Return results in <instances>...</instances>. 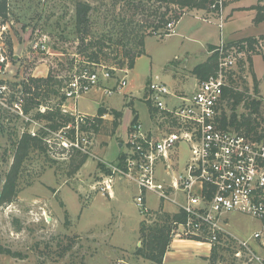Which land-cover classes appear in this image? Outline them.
I'll return each mask as SVG.
<instances>
[{
	"label": "rangeland",
	"instance_id": "1",
	"mask_svg": "<svg viewBox=\"0 0 264 264\" xmlns=\"http://www.w3.org/2000/svg\"><path fill=\"white\" fill-rule=\"evenodd\" d=\"M78 2L92 5L89 33L97 38L106 37L111 44L117 45L122 52L120 60L128 63L124 56L125 49L135 52L140 50L138 43L142 36H146L149 55L138 62L137 69L132 73L121 72L129 70L127 68L111 71L114 81L101 83L104 89L105 86H112L115 80L126 76L129 85L133 86L132 93L135 98L128 95L124 97L122 92L107 95L108 102L113 107L126 109L125 116L122 113L117 129H114L113 119L112 122L106 121L99 133H85L83 137L88 143L84 145L92 155L78 173L69 175L71 158L67 153L63 154L62 150L66 149L63 141L66 140L67 131L61 129L51 132L46 129L47 122L35 118L46 107L55 108L60 104L63 95L61 85L64 86V83L55 85L58 94H51L43 86L37 99L42 105L28 114L24 113L21 102L25 97L31 96V93L25 95L22 87L30 77L45 78L49 72L54 76H65L73 68L78 46ZM138 3L139 0L135 4L132 0L9 1V15L5 22L10 27L7 43L8 46L12 45V51H9L11 66L0 80L7 87L0 96V193L14 162L18 141L24 132L38 134L41 130H47L50 150L47 153L31 151L21 168L16 200L0 205V250H10L16 254L12 256L0 252V264H153L138 256L137 251L143 245L140 231L142 222L146 221L147 226H153L161 216V205L157 196L147 195L148 206L153 209L147 217L142 216L134 204L138 190L133 183L123 178L118 180L119 196H102L99 183L105 178V173L99 164L109 168L102 162L104 157L111 162L117 155L118 158L125 155L119 153L118 147L126 144V130L132 124L134 112L139 114L138 118L146 130H153L158 134L148 103L144 99V90L150 81L156 82L159 78L168 80L174 74L178 81L185 84V88H172L168 80L169 87L176 93H191L198 81L195 83L188 71L206 59V43L221 44L222 30L225 43L233 39L259 37L264 35V22L257 25L255 12L240 10L251 7L256 0H237L224 9L223 17L208 18L205 21L206 17L202 14L189 11L183 16L175 34L150 36L151 29L147 22L156 18L157 13H164L167 7L144 2L145 8L136 11L132 6ZM169 10L172 11L170 14L180 13L176 7H169ZM220 24H223V28ZM36 33L48 39V52L45 54H35L31 50V42ZM106 41L108 43L109 40ZM261 50V55L249 53L254 56L253 60L256 57L253 69L257 73L259 94L255 93V83L248 71V65L242 70V60H239L236 68L233 85L237 91L246 94V101L256 100L262 103V120L264 47ZM246 56L247 54L245 59ZM92 95L93 91L79 100L80 108L91 114L98 108ZM65 103L67 102L63 105ZM243 106L241 104L236 109L237 114L246 112ZM101 107L112 110L104 103L100 104L99 108ZM224 111L230 115L231 104L226 103ZM102 150L106 152L101 154ZM189 155L186 147H182L179 154L175 152L171 158L174 167L172 170L180 171ZM117 164L118 160L111 166ZM172 170L161 168V178L171 180ZM163 207L164 212L170 214H175L177 210L173 205H169L170 209L166 210ZM261 227V222L250 215L232 213L228 216V230L241 239L250 238ZM175 239L177 238L173 234V241ZM219 254L225 255L227 252L222 250ZM181 255L182 258L167 260L165 264H205L195 257L192 250L181 251Z\"/></svg>",
	"mask_w": 264,
	"mask_h": 264
},
{
	"label": "built area",
	"instance_id": "2",
	"mask_svg": "<svg viewBox=\"0 0 264 264\" xmlns=\"http://www.w3.org/2000/svg\"><path fill=\"white\" fill-rule=\"evenodd\" d=\"M176 26L174 20L167 24L169 35L176 33ZM9 29V24L0 20V80L11 66ZM225 45L211 52L218 56L216 75L198 81L191 93H176L169 85L158 81L147 84L144 99L154 110L150 116L158 134L146 130L139 120L131 124L126 143L128 151L117 166L103 162L112 175L105 176L99 183V191L104 197L111 196L115 179L123 178L137 188L134 204L142 216L151 215L148 194L157 196L160 204H170L177 212L182 211L186 220L177 225L174 236L215 248L214 264H264V141L222 126L225 90L232 87L231 78L239 60H245L249 46ZM31 50L35 54L47 53V37L36 33ZM111 71L117 69L86 62L76 53L73 68L67 75H51L64 83L62 94L66 102L76 104L82 96L102 88L101 83L114 81ZM128 83L126 76L115 80L112 86L103 87L104 93L112 96L122 92ZM6 90V85L0 84V96ZM62 109L72 114L77 123H86L88 115L77 108L69 112L63 105ZM84 135L77 126L75 141L66 139L63 146L88 152ZM182 147L187 148L189 159L180 171L174 172L171 158L175 152L179 154ZM161 168L172 170L171 180L161 178ZM232 213L258 219L261 229L248 239L237 237L227 228L228 216ZM222 250L227 254L220 255Z\"/></svg>",
	"mask_w": 264,
	"mask_h": 264
},
{
	"label": "trees",
	"instance_id": "3",
	"mask_svg": "<svg viewBox=\"0 0 264 264\" xmlns=\"http://www.w3.org/2000/svg\"><path fill=\"white\" fill-rule=\"evenodd\" d=\"M9 1L0 0V20L5 21L9 15ZM133 3H137L138 0H132ZM237 0H139L137 5H133V9L139 11L145 8L144 2L147 4H156L163 7H167L164 13L156 14V18L147 22L148 28L151 29L150 36L158 35L164 37L169 35L167 31V24L171 21L178 23L186 12L189 11H200L205 14L208 18H220L222 17L223 11L228 5ZM169 7H176L180 10V13L169 10ZM240 10H252L255 11V23L258 25L264 22V0H256L255 5L250 8H243ZM93 11L92 5L85 2H78L76 4V28L78 36L77 54L83 57L86 62L105 66L106 68H115L117 70H124L125 68L131 70L134 68L136 60L145 55V39L146 36H142L139 40L138 45L140 50L135 52L134 50L125 49L124 56L128 60H120L119 47L110 43V39L93 37L88 30L90 24V14ZM151 15V14H150ZM106 40H109L108 43ZM261 43V45H260ZM242 44H248L249 50L245 60L241 62L242 70H245L248 65V71L253 76L255 83V93L259 94L258 80L254 72V60L253 55H261V49L264 47V35L259 37H249L241 39L235 42L226 44V47L241 46ZM217 46H209V51L213 52ZM9 51H12V45L9 44ZM249 52H252L250 55ZM257 52V53H256ZM12 53V52H11ZM115 54V55H114ZM114 55V56H113ZM218 56L217 54H211V56L202 64L197 65L192 73L195 75L198 81H205L211 76L217 73ZM4 82L0 81V84ZM62 84L61 80L54 78L51 74L45 78L30 77L26 82L23 83V93L25 95L31 93V96L21 102L23 104V111L25 114L32 112L34 109L40 108L42 103L37 100L40 96L41 89L43 86L49 89L51 94H58L54 88L56 84ZM233 78H231V84ZM64 87L63 85H61ZM246 94L236 90L234 85L226 88L225 100L227 104H231L232 113L228 115L223 110V127L230 128L239 132L252 136L257 141H264V119L261 117L262 103L260 101L252 100L246 101ZM66 98L62 95L60 104L54 107H46L44 112H38L35 116L36 119L44 120L47 122V130L51 132H57L61 129L66 130L65 139L75 141L76 127L79 126V131L82 133L97 134L102 130L103 125L106 123L104 116L111 114L114 117L113 126L114 129L119 127V120L122 118V112L117 110H107L105 108H99L96 116H86V123H77L75 117L70 113L63 112V103ZM244 104L245 113L237 114L236 109ZM150 115L152 116L154 110L151 105L148 104ZM139 120L138 115L134 112V119L132 124ZM70 127V129H68ZM41 130L38 134L33 135L30 132H24L17 144L16 152L14 156V162L6 176L5 183L0 193V205H7L13 203L18 196V180L20 177L21 168L25 163V160L33 150H38L44 153L50 150V141L48 140V131ZM63 154L67 153L70 155V171L69 175L78 173L81 168L87 163L91 151L83 152L76 147H70L62 149ZM124 159V155L118 158L119 162ZM99 167L103 170L106 176H111L112 171L106 168L103 164H99ZM161 210L156 222L153 226H147L146 221L141 224V240L142 247L138 248L137 255L151 261L153 264H163L165 256L169 251V247L173 241V232L177 228V225L183 224L186 220V216L182 211L175 214L164 212V204L161 203ZM176 225H175V224ZM8 255L16 256L10 250H0ZM217 258L215 248L212 249L210 264H214Z\"/></svg>",
	"mask_w": 264,
	"mask_h": 264
},
{
	"label": "crops",
	"instance_id": "4",
	"mask_svg": "<svg viewBox=\"0 0 264 264\" xmlns=\"http://www.w3.org/2000/svg\"><path fill=\"white\" fill-rule=\"evenodd\" d=\"M237 3V2H236ZM253 5H255V4H253ZM252 5V6H253ZM247 8V7H246ZM250 8V7H249ZM250 11H252V10H250ZM253 12H255V11H253ZM197 13H199V14H202L204 17H205V14L203 13V12H200V11H198ZM254 14H256V13H254ZM226 15V14H225ZM224 15H222V17H223ZM205 19V18H204ZM181 22H182V19L177 23V26H176V29L177 28H179V26L181 25ZM223 28V27H222ZM222 32V38H221V41H222V43L221 44H228V43H230V42H235V41H238V40H240V39H233V40H230V42H227V43H225L224 41H223V39H224V35H223V30L221 31ZM208 37H210V36H208ZM207 45H208V47H207V51H208V55H207V57H206V59L204 60V61H202L201 63H199V64H202V63H204L205 61H207V59L211 56V52L209 51V46H211V45H213V46H220L221 44H216V43H206ZM149 55V53H148V51H147V48H146V43H145V55H143L142 57H140V58H138L137 60H136V63H135V66H134V68L133 69H131V70H126V71H121V72H124V73H128L129 71H130V73H132L133 71H135L136 69H137V66H138V62L141 60V59H143L144 57H146V56H148ZM256 58V57H255ZM255 58H254V64H255ZM197 66V65H196ZM196 66H194L192 69H189V71L188 72H190V75L194 78V81H195V83L198 81L197 80V78L195 77V75L193 74V73H191L193 70H194V68L196 67ZM254 68H255V66H254ZM152 73V69L150 68V71H149V74H151ZM255 73H256V71H255ZM257 74V73H256ZM168 80H169V82L171 83V85H172V88H175V87H180V89H184L185 88V84L183 83V82H181V81H178V79L177 78H175V76H174V74H173V76H170L169 78H168ZM168 80H161L160 78L158 79V82H162V83H165V84H167L168 85ZM150 82H154V81H150ZM180 83H182V84H180ZM109 86V85H108ZM128 88L126 89V90H123L122 91V94H123V96L125 97V96H130V97H133V98H135V96L133 95V91H132V87L133 86H130L129 85V83H128ZM196 87V86H195ZM103 89L102 88H97V89H95V90H93V95H92V99H93V101L97 104V106H98V108H99V106H100V104H102V103H104V105H106L107 107H109V109H114V110H117V111H120V112H122L123 113V116H125V108H116V107H113L109 102H108V99H107V95L105 96L104 95V93H103ZM120 93V92H119ZM80 100V99H79ZM79 100H78V102L75 104V103H73L72 101H67V103H65L66 105H64L66 108H67V110L69 111V112H73V110L74 109H76L77 108V110L79 111V112H81L82 114H84V115H88V116H95V115H97V112H98V108H97V111L95 112V113H93V114H91V113H88V112H86V111H83L82 110V108H80V105H79ZM124 106H125V103H124ZM134 110H136V109H134ZM137 111V110H136ZM138 114V113H137ZM138 117H139V114H138ZM104 120L105 121H109V122H112V120L114 119L113 118V116L111 115V114H106L104 117ZM133 119V112H132V117H131V120ZM139 121H140V118H139ZM142 123V122H141ZM130 128V127H129ZM149 129V128H148ZM118 132V131H117ZM128 132H129V130L127 131L126 130V143H127V139H128ZM118 149H119V153L120 154H126L127 153V151H128V147H127V145L126 144H120V146L118 147ZM102 152L103 153H105L106 151H101V154H102ZM120 156V155H119ZM105 159H106V157H104ZM105 159H103L102 160V162H104V163H109V164H116V162H117V160H118V155H117V157H116V159L115 160H113V161H111V162H109V161H106ZM119 161V160H118ZM106 176V175H105ZM118 180H120V178H116L115 179V181H114V188H113V195L115 194V196H119V194H120V190H119V182H118ZM137 189V188H136ZM138 194V193H137ZM169 205L170 204H166L165 205V210L166 209H170V207H169ZM151 209V208H150ZM151 210H153V209H151ZM171 212V211H170ZM175 213H177V210L175 211ZM188 250H192L193 251V253L195 254V257L196 258H200L201 259V261L203 262V263H205V264H209V262H210V257H211V252H212V248L209 246V245H207V244H201V243H199V242H197V241H194V240H186V239H175L174 241H173V243H171V247L169 248V251L167 252V254H166V256H165V260H164V263L163 264H165L166 263V261L167 260H170V261H172V260H177V259H179V258H182V255H181V251L182 252H188ZM178 252V254L176 255V253ZM180 254V255H179ZM194 257V258H195Z\"/></svg>",
	"mask_w": 264,
	"mask_h": 264
}]
</instances>
